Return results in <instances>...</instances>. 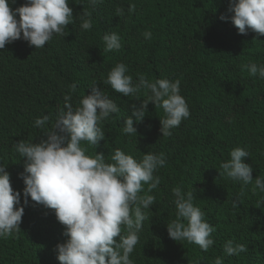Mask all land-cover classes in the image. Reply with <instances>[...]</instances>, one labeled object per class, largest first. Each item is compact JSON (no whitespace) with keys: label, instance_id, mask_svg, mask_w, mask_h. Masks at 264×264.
I'll use <instances>...</instances> for the list:
<instances>
[{"label":"trees","instance_id":"1","mask_svg":"<svg viewBox=\"0 0 264 264\" xmlns=\"http://www.w3.org/2000/svg\"><path fill=\"white\" fill-rule=\"evenodd\" d=\"M8 2L15 10L27 0ZM132 4L135 11L129 13ZM69 6L74 16L89 12L92 27L83 29L77 17L65 36L54 34L42 48L21 38L0 50V166L7 167L14 191L21 193L17 207H24L21 231L0 237V264H60L57 245L67 241L66 228L54 210L30 197L24 203V160L15 145L38 142L53 130L65 96L71 95L75 111L94 85L119 110L99 125L105 141L98 146L81 142L86 154L103 152L106 163L117 149L138 162L146 153L166 158L154 173L160 184L150 193L145 185L140 193L153 195L155 201L146 210L151 220L144 222L130 254L133 264H215L217 257L222 264H264V191H253L255 178L264 181V78L250 75L246 67H264V36L251 30L239 34L230 20L229 0H97L95 6L90 0H69ZM118 8L124 10L122 16H117ZM145 32H151V39ZM111 33L120 37L122 47L104 51V36ZM120 63L133 83L140 75L149 82L180 81L179 94L190 116L170 136L160 133L164 110L151 102L143 121L134 124L137 134L123 131L131 106L139 107L151 92L142 88L137 99L106 84ZM44 116L49 119L43 128L36 127L35 120ZM237 147L248 153L243 162L253 169L247 185L233 181L221 168ZM175 187L185 194L194 189V206L214 227V243L207 251L169 237L167 223L176 219ZM228 240L247 251L228 255Z\"/></svg>","mask_w":264,"mask_h":264},{"label":"clouds","instance_id":"2","mask_svg":"<svg viewBox=\"0 0 264 264\" xmlns=\"http://www.w3.org/2000/svg\"><path fill=\"white\" fill-rule=\"evenodd\" d=\"M90 3L95 6L97 0H90ZM123 11L118 8L117 16H122ZM128 11L134 12L135 5H130ZM228 12L233 13L230 20L239 34L246 35L251 30L258 36H264V0H229ZM90 15L83 11L74 16L69 0H27L15 10L8 0H0V50L21 38L35 49L42 48L54 34L65 36L67 26L77 17L83 29H90ZM220 19L229 17L221 15ZM144 36L151 39V32H145ZM104 40V51L122 47L116 33L106 34ZM246 67L250 75L259 73L264 78V67L254 63ZM126 72L123 63L117 64L105 83L126 97L140 99L138 93L142 88L150 90L151 95L142 100L139 107L131 106V115L124 121L123 131L137 134L134 124L143 121L151 102L164 110L160 133L170 136V130L190 116L188 105L179 94L180 81L158 79L149 82L140 75L138 82L133 83V77ZM71 89L75 91L76 85H71ZM64 99V108L60 110L52 131H45L38 142L21 140L15 145L24 160V203L27 204L30 197L36 204L54 210L59 223L65 226L64 234L68 239L57 245L60 264H133L130 254L140 241L138 233L144 222L151 220L146 210L150 211L155 201L153 195L140 193L145 185L150 193L160 184V177L154 173L165 165V155L146 153L138 162L117 149L111 163L105 162L103 152L87 155L81 142L98 146L105 141V133L99 125L110 113H116L118 106L96 85L91 87V94L84 96L75 111L70 102L71 95ZM48 119V116L37 118L35 126L43 128ZM230 157L221 164L227 177L242 181L244 185L251 183L253 169L243 162L248 153L237 147L231 151ZM6 169L0 166V237L5 238L21 231L24 215V207H17L21 193L14 191ZM256 188L264 191V181L260 178H255L253 191ZM172 191L176 219L167 223L169 237L177 242L194 243L207 251L214 243L210 237L215 229L205 221L204 213L194 206V189L186 194L180 187ZM233 204L236 206V201ZM124 229L127 230L126 235H122ZM224 250L228 255H238L247 248L243 244L234 246L233 241L228 240ZM215 264H222V259L217 257Z\"/></svg>","mask_w":264,"mask_h":264}]
</instances>
